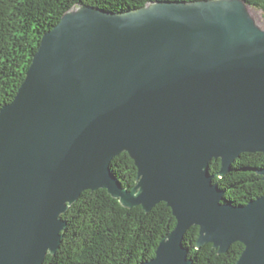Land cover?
Wrapping results in <instances>:
<instances>
[{"label":"water","instance_id":"95a60500","mask_svg":"<svg viewBox=\"0 0 264 264\" xmlns=\"http://www.w3.org/2000/svg\"><path fill=\"white\" fill-rule=\"evenodd\" d=\"M262 13L247 0L67 10L0 109V264H43L62 215L100 188L128 208L164 201L176 218L137 264H193L183 240L194 225L198 248L240 241L236 264H264V194L235 205L214 182L241 153H264ZM123 151L131 189L110 168Z\"/></svg>","mask_w":264,"mask_h":264},{"label":"trees","instance_id":"16d2710c","mask_svg":"<svg viewBox=\"0 0 264 264\" xmlns=\"http://www.w3.org/2000/svg\"><path fill=\"white\" fill-rule=\"evenodd\" d=\"M161 0H0V109L16 95L45 32L75 5H93L110 12H122ZM194 1V0H166ZM264 14V0H247ZM264 153L244 152L223 177H215L225 191L224 201L244 205L264 194ZM111 171L123 186L136 183L135 161L123 151L110 163ZM221 168L213 158L210 172ZM63 218L67 227L56 254L48 253L43 264H137L150 259L160 241L176 226V218L166 202L150 211L141 205L121 204L106 189L85 190ZM199 227L191 226L184 236L193 264H236L244 244L234 242L224 253L212 243L197 247Z\"/></svg>","mask_w":264,"mask_h":264},{"label":"rangeland","instance_id":"374dc122","mask_svg":"<svg viewBox=\"0 0 264 264\" xmlns=\"http://www.w3.org/2000/svg\"><path fill=\"white\" fill-rule=\"evenodd\" d=\"M261 16H262V19H264V14H263V13H262V15H261Z\"/></svg>","mask_w":264,"mask_h":264},{"label":"bare ground","instance_id":"6f19581e","mask_svg":"<svg viewBox=\"0 0 264 264\" xmlns=\"http://www.w3.org/2000/svg\"><path fill=\"white\" fill-rule=\"evenodd\" d=\"M262 17V16H261Z\"/></svg>","mask_w":264,"mask_h":264}]
</instances>
